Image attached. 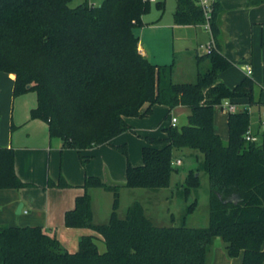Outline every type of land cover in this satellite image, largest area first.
<instances>
[{
    "label": "trees",
    "instance_id": "trees-1",
    "mask_svg": "<svg viewBox=\"0 0 264 264\" xmlns=\"http://www.w3.org/2000/svg\"><path fill=\"white\" fill-rule=\"evenodd\" d=\"M69 1L0 0V72L13 75L12 96L32 91L35 106L29 117L45 121L50 138L76 150L110 144L113 137L133 131L126 118L147 117L154 105L168 111L185 106L189 112L184 124L164 128V137H142L140 165L130 163L125 144L111 146L126 157L122 186L127 188L168 187L175 169L173 150L199 151L209 184L208 224H155L137 200L120 217V185L87 176L84 193L64 212L63 224L90 229L104 250H97L92 235L80 236L76 250L68 252L39 226L0 225V264H208L215 240L222 242L227 257L242 254L241 264H263L264 139H244L249 107L227 113L226 143L213 123V108L223 99H245L248 106L258 102L251 77L233 87L219 80L232 63L219 43L218 4H213L210 19L215 48L195 55L193 81L177 82L175 58L157 65L138 50L135 30L143 25L151 1L102 0L93 5L84 0L73 7ZM262 3L248 0L249 5ZM155 6L163 9L161 2ZM173 18L178 24L204 21L195 0H177ZM186 184L196 187L198 176L190 172ZM22 186L12 149L0 147V189ZM90 188L112 195L103 223L90 221Z\"/></svg>",
    "mask_w": 264,
    "mask_h": 264
},
{
    "label": "crops",
    "instance_id": "crops-1",
    "mask_svg": "<svg viewBox=\"0 0 264 264\" xmlns=\"http://www.w3.org/2000/svg\"><path fill=\"white\" fill-rule=\"evenodd\" d=\"M86 1L94 5L102 0ZM151 2L163 3V9L157 8L158 12L154 13L151 19L146 18L147 14H151L150 12L142 16L143 25L135 30L139 38L140 54L157 65L170 64L175 58L174 71L186 62L190 61L189 63L193 64L195 55L199 54L196 49L199 44H207L211 41V33L202 24L176 23L173 18L174 11L171 16L165 15L167 0ZM215 2L220 8L219 43L222 54L232 63L230 68L219 73V80L228 87H233L248 76L245 67H251L249 77L255 82V97L258 102L251 106H248L245 99L233 102L237 109L249 107L248 129L258 141L264 139V123H262L264 120H260V113L257 116L258 120H253L251 114L255 107L259 112L261 110L264 112V3L249 5L248 0H215ZM200 54L203 52L201 51ZM6 76L8 75L0 72V90L3 87L5 91L4 96H0V147L12 149L13 169L24 186L0 189V225L39 226L45 234L55 238L68 252L76 250L77 241L82 235H92L101 242L99 236L88 228L65 227L64 212L72 209L75 197L84 193L82 185L87 176L97 177L102 182L123 185L126 180V157L111 145L126 143L130 163L140 165L144 141L138 144L137 149H130L129 143L120 137L121 133L113 137L109 141L110 144L81 150L63 148L58 138L48 136L45 121L29 117L30 109L35 106V95L30 96L25 92L12 96V79ZM214 107H220L225 113L227 124L228 112L220 105ZM176 109L187 111V114L189 112L185 106H176L168 111L166 106L154 105L152 113L147 117L161 113L163 119L169 115L171 118ZM147 117H128L126 121L132 126L133 131H146L147 136L164 137L163 129L170 124L164 125L160 119L157 126L146 127L142 125V119ZM213 123L216 132L226 143L227 132L221 136L223 132L217 120L213 119ZM158 129L163 133L153 134ZM59 182L63 184L59 185ZM103 192L107 191L101 188L87 190L90 221L93 224L105 222L111 210L112 198L110 204L106 205V201L108 202L106 195H103L105 204L100 200L99 205H95L96 207L93 205L94 195L101 196ZM106 206L110 207L109 212ZM262 248L264 249V242ZM209 256L210 264H241L242 262V254L233 258L227 257L223 245L218 240H215Z\"/></svg>",
    "mask_w": 264,
    "mask_h": 264
},
{
    "label": "rangeland",
    "instance_id": "rangeland-1",
    "mask_svg": "<svg viewBox=\"0 0 264 264\" xmlns=\"http://www.w3.org/2000/svg\"><path fill=\"white\" fill-rule=\"evenodd\" d=\"M84 0H70L69 6L73 7ZM159 1V0H157ZM89 3V2H87ZM94 5H98L95 3ZM176 2L175 0H167L166 13L165 15L171 16L172 12L175 9ZM158 12V9L155 6V2H151V14H147L146 18H153L154 13ZM204 44V43H202ZM197 48V47H196ZM197 53H201V51L197 48ZM180 60V59H178ZM181 61V60H180ZM190 62V61H189ZM184 63L181 66L179 65L177 70L174 72V81L177 82H191L195 79L196 73V65L195 62L192 64ZM177 66V65H176ZM239 74V72H236ZM8 75L6 77H11L13 81V75L11 73H5ZM27 95L33 96L35 95L32 91L27 92ZM5 91L4 88L0 90V96H4ZM187 111H181V109H176L173 112V115L178 118L176 123L177 126L184 124L186 122V113ZM158 113V112H157ZM260 113V114H259ZM258 114L261 116L260 120H264V112L262 110L259 112L257 108L252 109V119L258 120ZM161 113L156 114L154 116L147 117L142 119V125L146 127H155L157 126L158 121L161 119L164 125L170 124V115L162 118ZM213 119L217 120L222 135L227 132V124H226V115L221 111L220 107L213 108ZM159 131V132H158ZM153 134L163 133L162 130L158 129ZM146 132V131H144ZM142 131H125L121 134V138L123 141L126 140L129 143L130 149H137L138 144H142L144 141L142 139L143 136L148 133H144ZM160 136V135H157ZM140 139V140H139ZM126 145V143L123 142ZM121 145V144H119ZM127 148V145H126ZM122 154V153H121ZM125 156V155H124ZM133 156V155H132ZM173 160H180V164H175V169L171 173L170 184L166 188L160 189H147V188H127L125 186L120 185L119 190V204L117 208V214L120 217H124L127 207L133 201H139L142 203L146 216L151 219L155 224L168 226H189V227H205L208 224V199H209V184L206 173H204L202 168V156L199 151L192 148H177L173 150L172 153ZM129 159V158H128ZM193 172L194 175L198 176V185L196 187H189L186 184L187 175ZM188 187L189 193L186 195L185 188ZM110 192H103L101 196L94 195L93 205H99L101 200L102 204L104 203L103 195L108 197V202L106 201V205L110 204L111 196ZM192 204V209L189 211V207ZM96 207V206H95ZM110 207L106 206V210L109 212ZM100 215V212L98 216ZM14 226V225H12ZM92 233H94L92 231ZM97 250H104V246L102 242L97 239H94ZM222 245V242L218 240ZM216 245V244H215ZM208 264H210V256H208Z\"/></svg>",
    "mask_w": 264,
    "mask_h": 264
},
{
    "label": "built area",
    "instance_id": "built-area-1",
    "mask_svg": "<svg viewBox=\"0 0 264 264\" xmlns=\"http://www.w3.org/2000/svg\"><path fill=\"white\" fill-rule=\"evenodd\" d=\"M149 1H153V0H149ZM195 2L199 6L203 14L204 21L201 24L210 32L211 31L210 30V19H211V14L213 11V4L215 3V0H195ZM88 4H91V3H88ZM214 48H215V44L212 38H211V41L208 42L207 44H199L198 46V49L202 51L203 53H210ZM245 71L249 77V75L251 74V67L246 66ZM218 105H220L223 108V110H225L226 112H235L238 110L235 103L231 99H228V98L223 99L221 103ZM177 121H178V118L172 115L170 118V125L175 126ZM262 123H264V121ZM244 139L247 141H251V142L257 141V137L252 135L249 129L245 132ZM174 163L178 165L180 164V160L176 159Z\"/></svg>",
    "mask_w": 264,
    "mask_h": 264
}]
</instances>
